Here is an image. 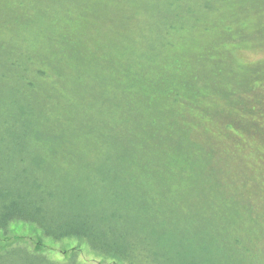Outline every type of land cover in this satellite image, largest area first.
<instances>
[{"label":"trees","instance_id":"1","mask_svg":"<svg viewBox=\"0 0 264 264\" xmlns=\"http://www.w3.org/2000/svg\"><path fill=\"white\" fill-rule=\"evenodd\" d=\"M118 1L122 6L110 9L105 0H25L17 23L27 39L20 40L21 56L9 62L12 76L4 73L0 42V264L20 257L31 264H83L85 255L107 264L108 259L115 264H224L189 260L197 248L187 240L172 244L161 238L162 253H153L156 244L146 243L148 227L140 218L179 212L183 201L189 200L186 192L193 183L218 184L222 195L232 194L219 178L207 175L208 164L218 171L222 168L210 150L191 140L189 127L179 119L185 120L187 107L194 105L223 116L226 126L234 130H264L255 119L264 107L263 71L232 73L219 49L205 54L213 58L215 69L204 63L200 76L183 71L190 65L186 58L168 65L170 57L162 48L171 49L173 39L185 37L190 46L184 54L193 57L192 45L198 40L189 24L201 13L216 12L220 0ZM75 3L76 7H69ZM240 6L246 9L247 4ZM3 13L4 5H0ZM91 17L112 24L110 39L85 23ZM233 33L236 30L223 23L217 42ZM33 39L51 45L53 60L33 48ZM203 55L193 58L197 61ZM220 62L226 69L219 67ZM164 73L173 75L172 81L162 79ZM207 93L226 99L224 111L206 110L201 100ZM240 111L252 117L244 123ZM101 143L143 154L146 193L133 190L137 177L129 180L126 171H134L138 157L123 155L120 176L112 178L108 168L106 179H100L96 170L81 163L84 152L65 151L77 160L68 166L55 156L58 151L48 149ZM197 150L210 154H196ZM31 154L39 159H27ZM108 182L119 186L102 187ZM239 195L242 202H249V195ZM61 243L63 259L54 260L49 254L57 252L55 244ZM240 244L242 240L233 242V252L242 264H250ZM157 254L163 257L159 262L151 257Z\"/></svg>","mask_w":264,"mask_h":264},{"label":"rangeland","instance_id":"2","mask_svg":"<svg viewBox=\"0 0 264 264\" xmlns=\"http://www.w3.org/2000/svg\"><path fill=\"white\" fill-rule=\"evenodd\" d=\"M24 1L0 0V5H4V13L0 15V42L5 53L4 73L9 76H12L11 71L8 70L9 62L21 56L20 40L27 39V34L22 32L23 28L18 26L17 23V16L25 10ZM105 1L107 2L104 3L105 7H111L110 9L122 6L117 0ZM216 4V12L201 13L196 21L189 24L193 28L194 35H196L195 39L198 40L197 44L192 45V51L195 54L204 55L197 61L193 58L195 54H193V57L192 55H185L184 53L190 45L185 37L178 36L172 40L173 48L170 49V46L167 49L162 48L163 53L170 57L168 65H174L176 60L186 58L190 62L189 69H184V66L181 69H184L183 71L187 74L193 73L200 76V73H202L201 66H205L204 63H207L208 68L211 70L215 69V61L212 62L213 58L210 56L207 58L205 54L210 51L216 52L213 49H219L221 50L219 52L223 54L222 57L226 59L225 61L228 64L230 62L232 73L254 69L263 71L260 90L264 95V0H261L260 3H256V0H247V2L220 0ZM241 4H247L246 9H242ZM69 7H76V3ZM65 9L67 8L61 10L64 11ZM31 14L34 13L31 12ZM85 23L93 26V29L96 32L99 31L102 36L107 37V34H110L112 27L110 22L103 20L100 22L98 18L91 17ZM223 23L226 27L236 30V34L233 33L231 38L217 42L220 36L219 30ZM261 28H263L262 32L260 31ZM110 38L107 37L106 39ZM210 43L213 44L208 46ZM32 45L33 48L41 49L44 53H47L48 58L53 60L50 55L51 45L44 44L40 39H33ZM92 55L87 54L86 56L90 57ZM218 65L221 69H226L223 62L218 63ZM50 68L53 70L52 67ZM2 72L0 67V73ZM160 76L167 82L173 79V75H167L166 73ZM232 79L235 81V78ZM114 88L112 86V89ZM206 95L208 96L203 97L201 100L206 110L224 111L227 107L224 97L213 93H207ZM185 113L187 115L186 119L180 117L179 121L181 123L185 122L186 126L189 127L191 140L200 147L210 150L215 163L222 168L221 171H218L217 167L214 168L213 165L208 164L207 175L219 178L220 184L228 188V191L232 194L222 195V187L218 184L208 185L203 182L191 184V191L186 192L189 200L183 201L182 209L179 212L177 210L166 214L160 212L155 216L146 214L148 218L144 216L140 218L141 224L148 227L144 238L146 243L156 244L153 253H162L160 246L163 240H160L161 238L169 240L172 244L187 240L193 248H197L188 257L189 260L196 259L203 262L211 259L224 262V264H242L239 256L233 252L236 247L232 245L235 240L239 242L242 240L239 247L244 251L247 250L244 256L250 260V264H264V130H234L235 128L226 126L228 122L223 116H214L194 105H189ZM238 114L242 117L244 123L246 119L252 117L250 114L241 111ZM255 119L260 121V125L264 127V107H260V112L255 116ZM2 134L8 135V133H4V130H2ZM48 149L58 151L55 156L62 158L68 166H74L77 160L73 157L74 155H69V152L65 151L84 152L86 158L81 163L88 164L90 169L96 170L95 176L100 179H106L104 170L108 168L112 169V178L120 176L119 161L122 162L123 155L138 157L135 159L134 171L130 174L129 169L126 170L129 180L130 176L135 175L137 177L133 185V190L136 193L141 191L146 193L149 189V184L146 182L148 180L147 165L140 161L143 158L142 153L128 151L114 145L110 147L102 143L77 149L51 145ZM198 153L210 154L207 150H197L196 154ZM27 159L35 161L39 157L31 154ZM126 164L128 165L127 162ZM203 164L205 165V163ZM96 172L99 173L96 174ZM193 172L190 169L188 170L190 175ZM113 186L116 188L119 185L118 183L108 182L102 187ZM158 186L162 188L160 185ZM134 191L133 196L135 197ZM241 193L250 196L249 202H242L239 195ZM217 200L220 203H214ZM206 203H209L208 207L205 205ZM221 205H225L226 208L220 209ZM133 215L135 216V212H133ZM138 227L142 226L138 225ZM203 241L209 242V245H204ZM67 242L65 243L73 244ZM31 243L32 245L35 244L33 240ZM55 245H58L57 252L49 255L54 260H61L63 259L61 250L64 244ZM200 247L207 249L203 251ZM151 257L158 262L163 259L161 254H157V258L155 256ZM103 260L102 258L85 255L82 258V263L107 264ZM107 261L108 264H115L109 259ZM29 262L31 261L20 257L18 261L7 260L4 261V264H31Z\"/></svg>","mask_w":264,"mask_h":264}]
</instances>
